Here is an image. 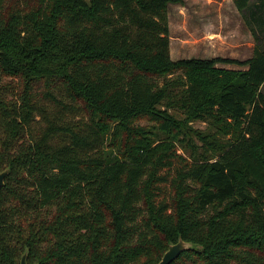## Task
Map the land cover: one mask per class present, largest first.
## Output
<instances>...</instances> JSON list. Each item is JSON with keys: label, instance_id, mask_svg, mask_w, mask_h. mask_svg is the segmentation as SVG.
I'll list each match as a JSON object with an SVG mask.
<instances>
[{"label": "trees", "instance_id": "1", "mask_svg": "<svg viewBox=\"0 0 264 264\" xmlns=\"http://www.w3.org/2000/svg\"><path fill=\"white\" fill-rule=\"evenodd\" d=\"M180 2L0 0V264H264V0L245 61H172Z\"/></svg>", "mask_w": 264, "mask_h": 264}, {"label": "rangeland", "instance_id": "2", "mask_svg": "<svg viewBox=\"0 0 264 264\" xmlns=\"http://www.w3.org/2000/svg\"><path fill=\"white\" fill-rule=\"evenodd\" d=\"M180 1L171 4L168 11L170 52L173 59L220 57L245 61L251 58L256 42L232 0ZM245 17H248V13ZM253 28L258 45L264 48V26L258 29L254 25ZM215 67L226 71L246 70L244 67L230 64ZM261 92L264 94V86ZM168 113L177 120H184L181 114L172 110H168ZM184 122L191 130L202 133L211 131L205 123L186 120ZM138 125L155 131L152 129L155 125L147 119L139 120ZM186 132L189 133L187 130ZM189 134L191 136V133ZM192 139L199 149L201 147L199 139L193 135ZM180 148L181 153L189 157L190 150Z\"/></svg>", "mask_w": 264, "mask_h": 264}, {"label": "water", "instance_id": "3", "mask_svg": "<svg viewBox=\"0 0 264 264\" xmlns=\"http://www.w3.org/2000/svg\"><path fill=\"white\" fill-rule=\"evenodd\" d=\"M8 175V170L0 172V189L4 185L5 177ZM193 246L190 243L184 242L181 239L178 240L176 244H172L168 247L167 251L163 254L160 261L157 264H171L179 258V256L191 249ZM27 254H23L19 264H27L26 262Z\"/></svg>", "mask_w": 264, "mask_h": 264}, {"label": "crops", "instance_id": "4", "mask_svg": "<svg viewBox=\"0 0 264 264\" xmlns=\"http://www.w3.org/2000/svg\"><path fill=\"white\" fill-rule=\"evenodd\" d=\"M170 5H171V4H170ZM170 5H169V6H170ZM168 11H169V7H168ZM169 53H170V58H172V55H171V52H170V46H169ZM172 59H173V58H172ZM172 59H171V60H172ZM177 59H178V58H176V60L173 59L172 61H177ZM186 59H189V58H186ZM199 59H208V58H199Z\"/></svg>", "mask_w": 264, "mask_h": 264}]
</instances>
